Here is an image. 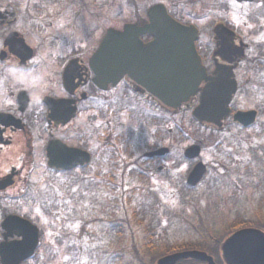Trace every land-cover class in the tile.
Wrapping results in <instances>:
<instances>
[{"label": "flooded vegetation", "instance_id": "flooded-vegetation-1", "mask_svg": "<svg viewBox=\"0 0 264 264\" xmlns=\"http://www.w3.org/2000/svg\"><path fill=\"white\" fill-rule=\"evenodd\" d=\"M28 1L0 0V242L4 238L7 242L21 239L14 229L2 228L9 215L28 220L38 230L33 256L20 264L32 260L41 246L44 225L40 220L57 222L53 238L75 239L76 221L84 223L86 230L93 210L102 214L109 207L121 208L122 194L118 192L122 191L125 169H130L139 182L146 181L154 170L164 172L170 153L166 133L169 135L171 129L165 132L161 121L164 117L167 124L171 114L200 104L211 78L227 80L221 83L224 85L232 82L235 89L221 124L196 122L198 126L236 139L229 132L231 127L238 128V139L244 142L246 135L241 132L254 127L264 116V0L162 3L174 20L196 30L194 47L203 75L194 96L177 110L159 101L127 74L105 87L97 86L90 66V58L108 29L122 30L128 23L143 26L149 22L152 5L145 13L137 10L133 19L119 28L107 27L97 44L91 46L70 37L49 38L50 28L38 19L39 8L29 7ZM139 38L147 43L153 36L142 33ZM247 98L254 101L250 106L242 104ZM252 111L253 120L248 124L234 119L236 112ZM141 142L144 146L140 152L137 148ZM192 144H198L201 151L199 142ZM162 148L167 151L147 154ZM220 149H216L214 157L218 179L227 176L247 182L252 169L250 153L245 151L246 158L241 161L236 160L234 151ZM199 155L200 152L195 158H185L192 163L190 170L198 162L205 166L196 185L208 174L207 164ZM51 157L55 162L69 163V168L50 164ZM233 185L238 186L236 181ZM255 186L263 187L264 179ZM93 188L113 194L114 199L107 201L101 193L100 202H93ZM58 190L68 192L77 201L86 197L88 206L79 211L73 207L60 217ZM255 207L262 208L260 204ZM246 213L239 212L226 223L205 225L206 230L199 231L191 242L145 244L147 260L141 263L227 264L222 258V244L228 236L249 228L264 234V212L251 208ZM109 222L117 228L121 218L115 215ZM120 230L117 228L118 238L113 247L116 256L121 254ZM71 245L74 244L69 243L68 250L74 249ZM166 256L170 257L158 263Z\"/></svg>", "mask_w": 264, "mask_h": 264}, {"label": "rangeland", "instance_id": "rangeland-1", "mask_svg": "<svg viewBox=\"0 0 264 264\" xmlns=\"http://www.w3.org/2000/svg\"><path fill=\"white\" fill-rule=\"evenodd\" d=\"M165 2L166 0H67L59 3L56 0H29L28 6L39 8L38 19L50 28L49 38L58 36L60 40V37H70L93 46L107 27L119 28L122 23L132 20L137 10L145 13L151 5ZM30 17L37 16H28V19ZM253 102L251 98H247L242 104L250 106ZM164 119L163 117L161 123L165 132L171 129L169 135L166 133L165 142L170 147L168 161H165L167 169L164 172L152 171L148 181L143 182L137 181L129 172L130 169H125L120 188L122 191L118 192L122 194L121 208L109 207L102 214L93 210L91 224L86 230L84 223L76 221L73 225L76 230L75 239L53 238L57 222L51 219L40 220L44 225L41 246L35 257L25 264H116L117 260L118 264H142L147 260L145 244L152 243L156 246L191 242L199 231L206 230L205 225L209 223H226L239 212H247V215L251 208L264 212V186H255L264 179V126L263 123L260 125V121L264 122L263 115L256 124L259 126L255 125L241 132L242 136L246 135L243 136L244 139L241 136L244 142L238 139V128L231 127L229 132L235 134L237 139L201 128L191 117V108H182L171 114L167 124H164ZM146 135L147 132L145 139ZM198 142L202 147L199 158L207 164L208 174L203 182L189 187L185 179L192 163L183 157V150ZM143 146L142 142L139 143L137 151L141 152ZM218 147L221 152L234 151L236 160L245 159V151L250 153L252 169L247 182L234 178L238 185L234 187L235 181L231 177L218 179L214 158ZM215 177L216 180L213 179ZM102 192L95 188L91 190L93 202H100L99 195ZM58 194L63 207L59 209L60 217L65 216L66 211L73 207L79 211L85 205L88 206L86 197L85 200L77 201L70 198L66 191L58 190ZM102 195L106 196L107 201L114 199V195L109 192ZM256 204H260L262 208L255 207ZM106 215L103 220L99 219ZM115 215L121 218L120 227H117L121 229V254L118 256L113 248L118 238L117 228L109 222L111 217L115 219ZM50 216L53 218L52 214ZM69 243L74 244L71 245L74 249L68 250Z\"/></svg>", "mask_w": 264, "mask_h": 264}, {"label": "water", "instance_id": "water-1", "mask_svg": "<svg viewBox=\"0 0 264 264\" xmlns=\"http://www.w3.org/2000/svg\"><path fill=\"white\" fill-rule=\"evenodd\" d=\"M149 23L143 26L126 24L122 31L108 29L97 50L90 58V66L95 75L94 82L99 87L114 83L123 74L129 75L137 83L162 103L177 110L186 103L197 90L203 78L199 58L194 48L196 30L184 26L171 18L162 4L149 8ZM150 33L153 39L143 43L139 34ZM215 76L196 105L191 116L199 123L220 125L227 115L228 103L235 87ZM231 83V84H230ZM252 112H236L234 119L244 124L253 120ZM166 148L147 153L149 156L165 153ZM198 145H190L184 151L186 158L199 154ZM49 160L54 166L69 168V163ZM205 172V166L196 163L187 175V184L194 186ZM2 228L15 230L21 239L0 242V263L20 264L29 258L38 242L37 227L28 220L15 215L7 216ZM167 257L159 259L158 263ZM222 258L227 264H264V234L256 229H242L228 236L222 244Z\"/></svg>", "mask_w": 264, "mask_h": 264}]
</instances>
